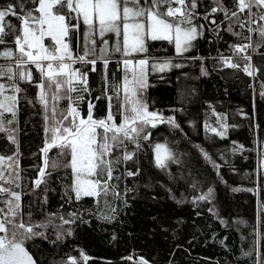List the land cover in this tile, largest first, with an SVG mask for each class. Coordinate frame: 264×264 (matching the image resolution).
<instances>
[{"label":"snow or ice","instance_id":"snow-or-ice-1","mask_svg":"<svg viewBox=\"0 0 264 264\" xmlns=\"http://www.w3.org/2000/svg\"><path fill=\"white\" fill-rule=\"evenodd\" d=\"M217 16L222 18L218 20ZM206 31L216 39L228 33L246 41L229 45L232 55L218 53L215 59L223 67L242 71L252 78L249 84L253 91L252 113L238 109L236 114L250 121L249 127L255 135L261 129L257 118L258 103L264 101V80L261 79L264 69L253 63L248 50L264 59V0H209V6H204L203 0H8L0 3V134L14 146L11 155L0 154V264H44L30 250V245L37 239L53 246L62 244L74 235L73 226L91 224L92 220L85 219V215L109 224L118 222L121 208L114 201L129 206L130 194L136 189L127 187L126 181L129 178L135 181L142 174L141 154L145 142L153 136L151 130L167 125L183 131L174 115L150 110L146 97L151 87L149 75L183 69L189 62L199 60L201 75L207 76L203 63L207 58L188 55ZM254 36L259 38L255 47ZM109 37L114 38L111 45ZM153 43L171 46L173 57L152 58L149 53ZM113 56L117 58L112 59ZM233 56L241 57L243 65L234 62ZM176 57L183 60L176 61ZM98 63L103 65V90L95 101H107L104 116H96L97 104L85 99L92 94L88 74L97 70ZM109 64H115L122 75L117 77L112 73L110 78ZM183 75L187 78V74ZM23 85L35 88V95L30 97ZM178 95L179 102L183 103L187 93L182 90ZM85 103L86 112L82 107ZM23 104L39 107L43 132V145L39 149L42 165L37 166V176L30 181L28 191L23 190L24 170L20 166L18 140ZM209 107L215 120L205 121V132L220 140L229 139L230 130L238 125L229 122V113ZM254 143L259 144L258 182L252 188L231 191H247L261 197L264 194V139ZM231 144L233 153L246 151L243 144L234 140ZM195 147L219 181L227 185L220 175L223 165L200 145ZM152 149L157 169L166 171L170 163H182L167 142L154 143ZM220 155L223 159L224 154ZM60 170L65 171L70 181L62 199L69 204L90 199L96 205L95 210L72 211L67 216L59 211H46L49 180ZM191 187L198 190L199 182L194 180ZM37 190L43 195L37 196ZM166 191L176 204L188 202L187 197L178 198L171 188ZM214 191L208 187L206 192L193 196L191 202L211 204L208 212L228 227L229 222L216 211ZM28 196L35 199L25 206L24 198ZM34 204L42 214L40 220L34 219ZM258 216L264 218V199L259 201ZM242 255L252 259V264H264V250L259 240ZM89 259L81 249L79 257L68 255L61 264H87ZM121 259L130 264H151L148 259L134 258V255Z\"/></svg>","mask_w":264,"mask_h":264},{"label":"trees","instance_id":"trees-1","mask_svg":"<svg viewBox=\"0 0 264 264\" xmlns=\"http://www.w3.org/2000/svg\"><path fill=\"white\" fill-rule=\"evenodd\" d=\"M3 2L8 0H0V3ZM203 3L204 6H209V0H203ZM220 18L222 17L217 16L218 20ZM244 34L247 35V32ZM258 39L253 37L254 47ZM245 42L228 33H222V39H216L214 34L206 31L205 37L197 41L196 48L188 55L207 58L203 62L209 73L207 76L201 75L199 60L189 62L183 69L149 75L151 87L147 90L146 97L150 110L162 111L165 116L174 115L183 131L170 129L167 125H159L158 129L151 130L153 136L149 142H145L141 154L142 174L135 181L131 178L126 181L127 187L136 189L134 194H130L129 206L124 207L119 201H114V204L121 208L118 222L109 224L85 215V219L92 220L91 224L73 226L74 235L62 244L53 246L39 239L31 244L30 250L38 255L44 264H61L62 259L68 255L79 257L81 249L91 258L87 264H130L121 259L129 255H134V258L144 257L151 261V264H169V260L172 264H252V259L242 253L252 248L257 240L260 241L261 250H264V223L261 222L264 218L258 216L259 201L264 199V194L257 197L251 192H232L231 189L252 188L258 182L256 159L259 151L258 143L254 141L264 139V101L258 103L257 122L261 124V129L254 135L249 127L250 121L236 114L238 109L252 113L253 91L249 87L251 78L242 71L223 67L215 59L218 53L232 55L229 45ZM250 52L253 63L264 69V59L252 49L248 50V54ZM149 55L154 59L163 60L172 58L174 50L167 44L153 43ZM175 60L181 61L183 58L176 57ZM233 60L241 66L244 63L239 56H233ZM96 68L95 72L88 74L92 94L85 99H92L97 104L96 116H104L107 101H95V97L100 96L103 90V65L98 63ZM112 73H116L117 77L122 75L115 64H109L110 78ZM183 74H187V78ZM261 79L264 80V74ZM23 87L28 88L27 85ZM255 87L258 89L259 85L256 84ZM182 90L187 95L184 102L180 103L178 94ZM35 92V88H28L30 97L34 96ZM209 105L214 106L218 112L229 113V122L238 125L230 130L229 139L220 140L205 132V121L211 123L215 120ZM82 107L86 112V103ZM179 108L183 111H173ZM39 112V107L32 108L23 104L19 116L18 140L20 166L24 170V191L31 188L30 181L37 176V166L42 165L39 149L43 145V132ZM233 140L243 144L246 151L233 153L230 150ZM157 142H167L179 155L182 163H170L166 171L157 169L154 166L152 149V145ZM195 145L203 147L213 159L223 165L220 175L227 181V185L219 181L215 171L203 159ZM13 151L14 146L0 134V154L11 155ZM221 153L224 154L223 159ZM52 154L54 152L50 153ZM194 180L199 182L198 190L191 187ZM68 183L70 181L64 170L52 175L48 183V203L44 206L47 212L59 211L67 216V213L72 211L96 209L90 199L66 203L62 197ZM123 187L122 183L121 188ZM208 187L214 188L216 211L221 218L229 222L228 227L221 225L208 212L211 204L200 202L197 205L191 202L193 196L206 192ZM167 188L176 192L178 198L187 197L188 202L176 204L169 199ZM36 195L41 196L43 192L37 190ZM34 199L32 196L25 197V206L34 202ZM62 204L64 207L61 209ZM197 212L200 215H197ZM33 213L34 219H42V214L35 204ZM153 217L156 220H153ZM177 221L182 223L177 224ZM158 225L168 230L162 231ZM177 245L180 247L177 248Z\"/></svg>","mask_w":264,"mask_h":264},{"label":"rangeland","instance_id":"rangeland-1","mask_svg":"<svg viewBox=\"0 0 264 264\" xmlns=\"http://www.w3.org/2000/svg\"><path fill=\"white\" fill-rule=\"evenodd\" d=\"M113 39L112 37H109V42H110V45L112 44L113 42ZM258 151H259V144H258ZM256 171H257V174H258V171H259V155H257V159H256Z\"/></svg>","mask_w":264,"mask_h":264}]
</instances>
